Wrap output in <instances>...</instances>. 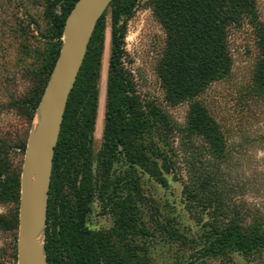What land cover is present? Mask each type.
I'll use <instances>...</instances> for the list:
<instances>
[{
	"label": "trees",
	"instance_id": "1",
	"mask_svg": "<svg viewBox=\"0 0 264 264\" xmlns=\"http://www.w3.org/2000/svg\"><path fill=\"white\" fill-rule=\"evenodd\" d=\"M1 1V0H0ZM78 0H44L51 48L39 68L0 63V264H16L19 171L31 126L56 63L66 19ZM264 0H111L102 146L93 175L92 148L105 13L97 22L69 94L55 147L44 247L47 264H144L142 239L156 232L177 240V229L150 231L132 178L146 174L162 187L182 184L185 209L201 225L203 259L227 262L232 253L264 264ZM144 2L165 34L156 72L164 103L141 97L126 66L127 22ZM0 3V15L3 13ZM4 17L0 18L1 24ZM16 20V19H15ZM19 20V18H18ZM248 27L255 55L238 98L222 108L211 89L232 77L233 34ZM23 83L26 88L21 89ZM186 104L183 123L168 107ZM12 113L17 123L4 116ZM261 120L253 130L252 119ZM262 153L258 158L257 153ZM124 170L114 176L113 166ZM121 177L109 193L108 177ZM93 177H103L96 189ZM107 196L109 230L91 225L93 203ZM8 236L7 241H5Z\"/></svg>",
	"mask_w": 264,
	"mask_h": 264
},
{
	"label": "rangeland",
	"instance_id": "2",
	"mask_svg": "<svg viewBox=\"0 0 264 264\" xmlns=\"http://www.w3.org/2000/svg\"><path fill=\"white\" fill-rule=\"evenodd\" d=\"M0 3L3 11L0 18L4 17L3 24L0 22V63H5L12 70L22 66H30L36 69L48 63L52 41L48 20L45 17L44 0H1ZM107 7L103 12L106 15L104 46L97 81L98 106L92 148L94 176L99 171L96 158L102 146L107 66L110 54V14ZM260 11L264 20V1L260 4ZM164 47L165 34L162 27L147 5L144 2L139 3L127 22L125 37L126 66L133 74L137 91L141 97L155 99L165 105L164 92L156 72ZM231 50L234 60L232 77L226 83L213 86L210 95V98L215 99L222 108L224 106L225 108L231 107L235 104L234 100L238 98L236 92L239 83L247 82L253 65L255 48L248 27H244L233 34ZM26 86L27 84L23 83L21 89L26 88ZM168 110L177 122H184L187 115L186 104L169 106ZM4 120L10 124L17 123V118L12 113L4 116ZM261 124L258 117L252 119L253 130H258ZM33 125L34 121L31 128H33ZM25 151L18 177L19 197L15 242H17L20 179ZM257 157L261 158L262 153L258 152ZM124 169L125 167L121 164H115L112 169L114 176ZM31 176L34 178L33 168H31ZM114 176L108 177L109 193H112L114 187L118 188L119 186L116 183L121 177ZM102 178L93 177L92 180L96 189L100 188ZM132 180L138 184L142 194H144V199L140 200L138 205L140 206L142 219L150 231L154 228V223L158 222L177 229L179 233L177 240H170L167 234L161 235L156 232H152L150 236L143 238L141 241L143 243L142 258L144 264H260L257 261H247L238 253H232L227 262L217 258H201L199 253L202 246L201 225L191 219L185 209L181 182L174 181L171 176H167L168 185L162 187L148 175L141 173L137 177H133ZM106 195L101 197L96 194L91 217L92 227L102 231L109 230L112 227V217L105 209L107 207ZM4 211L5 208L0 207V212ZM7 240H9L8 236L5 241Z\"/></svg>",
	"mask_w": 264,
	"mask_h": 264
},
{
	"label": "water",
	"instance_id": "3",
	"mask_svg": "<svg viewBox=\"0 0 264 264\" xmlns=\"http://www.w3.org/2000/svg\"><path fill=\"white\" fill-rule=\"evenodd\" d=\"M110 1L78 0L66 19L61 49L36 111L40 112V120L35 131L31 128L26 144L20 179L17 264H47L44 230L55 147L69 94L92 33ZM78 5L83 9L73 17ZM37 226L42 229L40 243L35 236Z\"/></svg>",
	"mask_w": 264,
	"mask_h": 264
},
{
	"label": "bare ground",
	"instance_id": "4",
	"mask_svg": "<svg viewBox=\"0 0 264 264\" xmlns=\"http://www.w3.org/2000/svg\"><path fill=\"white\" fill-rule=\"evenodd\" d=\"M82 9H83V6L78 5L76 7L75 11L73 12V17H76L77 15H79V13L82 11ZM39 120H40V112H37L35 115V118H34V125H33L34 131L36 130V127L38 126ZM35 236H36L37 241H39V243H40L42 241V229L40 226L36 227ZM16 264H17V262H16Z\"/></svg>",
	"mask_w": 264,
	"mask_h": 264
}]
</instances>
